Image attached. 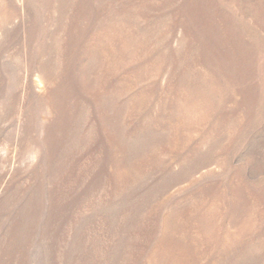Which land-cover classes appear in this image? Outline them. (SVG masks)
<instances>
[{
	"label": "rangeland",
	"instance_id": "rangeland-1",
	"mask_svg": "<svg viewBox=\"0 0 264 264\" xmlns=\"http://www.w3.org/2000/svg\"><path fill=\"white\" fill-rule=\"evenodd\" d=\"M0 264H264V0H0Z\"/></svg>",
	"mask_w": 264,
	"mask_h": 264
}]
</instances>
